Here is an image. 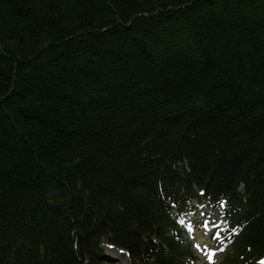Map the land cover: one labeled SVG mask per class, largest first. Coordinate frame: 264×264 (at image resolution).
<instances>
[{
    "label": "trees",
    "instance_id": "1",
    "mask_svg": "<svg viewBox=\"0 0 264 264\" xmlns=\"http://www.w3.org/2000/svg\"><path fill=\"white\" fill-rule=\"evenodd\" d=\"M264 264V0H0V264Z\"/></svg>",
    "mask_w": 264,
    "mask_h": 264
},
{
    "label": "rangeland",
    "instance_id": "2",
    "mask_svg": "<svg viewBox=\"0 0 264 264\" xmlns=\"http://www.w3.org/2000/svg\"><path fill=\"white\" fill-rule=\"evenodd\" d=\"M197 207V220H194V226L188 225V235L185 236L186 243L195 248V262L194 264H221V258L227 248L224 242L219 240L217 236L212 233L208 221L211 219H221L222 213L220 209L211 210L199 203L195 202ZM221 211V216L217 215ZM202 217L207 219L201 220ZM194 218H191L193 220ZM191 223V222H190ZM229 243H227L228 245ZM118 252L112 253L107 251L106 255L109 257L111 264H129L128 259H124ZM113 258V259H112Z\"/></svg>",
    "mask_w": 264,
    "mask_h": 264
}]
</instances>
